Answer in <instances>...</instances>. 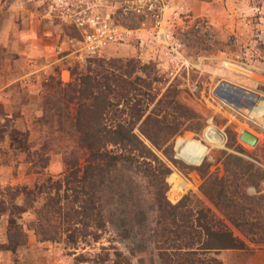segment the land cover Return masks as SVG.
I'll use <instances>...</instances> for the list:
<instances>
[{
    "label": "trees",
    "instance_id": "1",
    "mask_svg": "<svg viewBox=\"0 0 264 264\" xmlns=\"http://www.w3.org/2000/svg\"><path fill=\"white\" fill-rule=\"evenodd\" d=\"M197 23L193 21L179 36L190 49L212 53L215 43L210 44L203 38L196 28ZM133 26L129 25L128 29H134ZM70 76V82L42 100L43 114L49 113L51 106L60 108L64 134L72 137V143L64 154L63 177L47 181L48 189L54 193L44 195L43 203L32 211L36 219L26 225L40 242L63 241L74 248L86 237L93 242L99 240L107 222L102 191L114 173L125 170L141 175L149 190L146 206L136 195L128 203L132 217L129 230L136 226V232L131 234L126 229L125 238L133 240L137 252L144 251L148 244L163 264H221L216 258L221 251L246 252L251 250V244H264V197L248 196L244 192L247 186L257 188L264 180V172L229 154L216 167L201 160L200 148L191 142L184 143L193 137L190 133L197 131L200 123L193 121L196 117L192 111L175 100L177 90L172 83L144 116L158 92H151V85L161 80L153 63H141L135 58H91L86 60L81 72L73 69ZM2 135L0 131V138ZM7 136L11 148L26 151L25 135L11 129ZM139 136L155 149L168 142L163 152L170 163L183 172L194 171L199 176L198 190L216 212L191 193L170 204L165 198L164 181L170 170ZM228 142L227 147H231L230 137ZM78 150H83L82 166L78 164ZM40 161L45 164L46 158ZM174 179L172 174L168 181L172 184ZM120 180L127 194L132 195V181L122 175ZM185 187L180 178L176 179L170 195L182 192ZM3 192L10 201L21 192V213L32 207L31 192L19 187H5ZM61 201H65V205ZM2 203L0 199V205ZM147 208L153 216L150 221L146 218ZM8 224L12 229L6 232V239L12 251L23 245L26 238L20 226L12 221ZM111 224L116 225L109 219ZM98 257L99 262L105 261L108 254L103 252ZM82 262H86L83 255L74 256V264ZM111 264L130 262L113 248Z\"/></svg>",
    "mask_w": 264,
    "mask_h": 264
},
{
    "label": "rangeland",
    "instance_id": "2",
    "mask_svg": "<svg viewBox=\"0 0 264 264\" xmlns=\"http://www.w3.org/2000/svg\"><path fill=\"white\" fill-rule=\"evenodd\" d=\"M56 1L1 0L0 9L8 10L14 3L22 6L36 4L38 9L45 10L52 24L61 29L66 41L78 39L76 30L59 18L60 13L64 14V11L56 7ZM121 1L84 0L88 5L97 4L100 10H107L111 13L114 23L128 30L122 31L120 42L108 45L99 56L91 58H135L141 63L150 61L155 65L157 75L166 82L160 80L159 83L151 85V92H158L154 101L148 105L144 116L149 114L168 84L172 83L177 90L175 100L192 111L196 117L193 121L200 123L199 129L190 133L193 137L187 138L184 143L196 144L203 153L201 160L204 159L216 167L229 154L252 163L255 168L264 172V116L261 117L262 120H249L248 106L245 103V100L254 103L261 98L264 100V0H163L166 10L161 25L156 27L150 19L142 15L123 14L119 9ZM134 20H137V23ZM196 20L198 21L196 28L203 38L210 44L215 43L212 53L190 49L179 36ZM129 25H134V29H128ZM223 43L228 44L223 45ZM109 48L114 49L113 52L116 55H112ZM70 51L80 55L71 48ZM91 58L83 56L79 64L70 60L69 66L66 67L69 76L66 83L71 81L70 71L75 69L76 72H81L86 65V60ZM35 80H30L27 84L20 82L21 87H45L46 90L42 91L45 94L41 96L39 109L31 108L29 112H23L25 119L24 116L20 118L21 121L25 120L23 125L11 123L4 118L3 113H0L1 132L8 134L11 129L16 130L17 127L19 131H16L25 135L27 139L26 151L19 153L17 157L0 142L1 162L5 161L3 156L5 153L8 157L11 155L13 158L23 159L22 162L27 164V168L23 171L10 172L11 177H8L7 182L0 186V199L3 202L0 205L2 221L0 224L5 221V229L11 231L12 225L8 222L16 223L22 228L25 237H27L25 233L29 230L26 225L32 224L36 219L32 213L33 209L43 203L45 194L54 193L53 190L48 189L47 181L63 177L64 154L69 151L71 148L69 144L72 143V137L64 134L60 108L57 105L51 106L47 114H43L42 110V100H46L45 96L66 83L62 84L58 79L50 82L47 77L39 79L38 84L34 83ZM156 117L159 119L161 114ZM240 131H246L254 136L255 144L251 146L240 141L238 139ZM139 137L170 170L164 179L167 185L165 198L170 204H175L183 195L191 193L203 205L216 212L198 190L201 183L199 176L194 171L183 172L170 163L166 153L163 152L168 142L159 149H155L142 136ZM229 137L233 141L231 147H227ZM66 145L69 147L65 151ZM185 150L188 152L186 147ZM82 153L83 150L77 152L80 166L83 165ZM44 157L45 164L40 161ZM188 157L198 160L190 155ZM114 174L110 181L108 179L102 191L103 213L107 222L99 240L93 242L90 237H86L74 248L63 241L43 242L54 248L52 252L56 255L55 259L64 260L63 264H74V256L81 254L86 258V262L80 264H111L113 248H115L129 259L130 264H163L158 260L151 246L147 244L144 251L137 252L133 240L125 238L126 229L131 234L136 232V226H133L132 231L129 230L132 225L129 199L136 195L141 199L142 205L148 204L149 190L145 180L138 173H129L125 170ZM172 174L175 175V179L171 184L168 179ZM120 175L132 181V195L127 194ZM178 178L185 183L186 187L182 192L170 195L173 184ZM5 187H19L21 190L31 192L32 207L21 213L23 195L19 192L10 201L4 195ZM244 192L248 196L264 197V180L259 182L257 188L245 187ZM58 193L61 196L62 192ZM61 204L65 205V201H61ZM147 213L146 218L150 221L153 216L148 212V208ZM216 214L219 216L218 213ZM119 218L125 221L119 222ZM109 219L114 220L116 225H109ZM31 233L35 241L40 242L33 231ZM249 247L251 250L246 252L221 251L216 258L221 264H264V244H251ZM103 252H107L108 257L105 261L99 262L98 255L101 256Z\"/></svg>",
    "mask_w": 264,
    "mask_h": 264
},
{
    "label": "crops",
    "instance_id": "3",
    "mask_svg": "<svg viewBox=\"0 0 264 264\" xmlns=\"http://www.w3.org/2000/svg\"><path fill=\"white\" fill-rule=\"evenodd\" d=\"M14 4L8 10L0 9V110L11 123L23 125L25 120L20 119L24 116L23 112H29L31 108L39 109L41 96L46 90L45 87H21L22 79L33 77L36 79L34 83L38 84L39 79L47 77L50 82L58 79L64 84L69 79L66 68L69 61L74 60L79 64L83 55L70 51L64 33L52 24L44 9H38L36 4ZM109 49L112 55H116L114 49ZM1 119L0 116V122ZM16 130L19 131L17 127ZM0 142L16 157L22 153L11 148L5 132ZM3 156L5 161H0V186L11 177L10 172L27 168V164L22 162L23 159L13 158L11 155L8 157L5 153ZM5 226V221L0 224V264H63L64 260L55 259L51 245L35 241L31 230L25 233V244L9 250Z\"/></svg>",
    "mask_w": 264,
    "mask_h": 264
},
{
    "label": "built area",
    "instance_id": "4",
    "mask_svg": "<svg viewBox=\"0 0 264 264\" xmlns=\"http://www.w3.org/2000/svg\"><path fill=\"white\" fill-rule=\"evenodd\" d=\"M55 5L64 11L59 18L78 34V39H69V47L84 57L99 56L108 45L122 40V31H128L114 23L111 13L100 10L97 4L88 5L84 0H57ZM119 9L123 14L142 15L156 27L162 23L166 4L163 0H122ZM33 79L24 77L22 84Z\"/></svg>",
    "mask_w": 264,
    "mask_h": 264
},
{
    "label": "water",
    "instance_id": "5",
    "mask_svg": "<svg viewBox=\"0 0 264 264\" xmlns=\"http://www.w3.org/2000/svg\"><path fill=\"white\" fill-rule=\"evenodd\" d=\"M261 99L255 103L249 100H245V103L248 106L247 118L249 120H259L264 116V100ZM238 139L251 146L256 142V138L246 131H240Z\"/></svg>",
    "mask_w": 264,
    "mask_h": 264
}]
</instances>
